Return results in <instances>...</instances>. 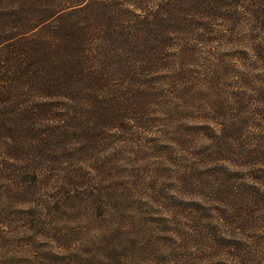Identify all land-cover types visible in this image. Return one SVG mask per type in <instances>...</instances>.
Segmentation results:
<instances>
[{
	"label": "rangeland",
	"instance_id": "1",
	"mask_svg": "<svg viewBox=\"0 0 264 264\" xmlns=\"http://www.w3.org/2000/svg\"><path fill=\"white\" fill-rule=\"evenodd\" d=\"M93 26L95 69L131 109L54 110L70 137L54 162L0 182V264H264V63L243 32L156 43Z\"/></svg>",
	"mask_w": 264,
	"mask_h": 264
},
{
	"label": "trees",
	"instance_id": "2",
	"mask_svg": "<svg viewBox=\"0 0 264 264\" xmlns=\"http://www.w3.org/2000/svg\"><path fill=\"white\" fill-rule=\"evenodd\" d=\"M65 1L67 6L49 9L56 0H0V182L11 175L25 182L39 178L44 163L54 162L60 144L70 139L65 126L52 127L59 106H89L93 113L102 105L108 122L131 109V99L106 92L109 83L96 71L105 59L90 58L93 25L94 39L114 22L119 39L126 32L135 38L138 28L142 39L156 43H207L222 27L229 35L243 32L255 64L264 63V0H104L101 14L97 1Z\"/></svg>",
	"mask_w": 264,
	"mask_h": 264
}]
</instances>
